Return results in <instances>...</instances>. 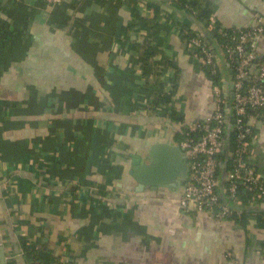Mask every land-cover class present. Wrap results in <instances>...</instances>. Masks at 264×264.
Segmentation results:
<instances>
[{
	"label": "crops",
	"instance_id": "obj_1",
	"mask_svg": "<svg viewBox=\"0 0 264 264\" xmlns=\"http://www.w3.org/2000/svg\"><path fill=\"white\" fill-rule=\"evenodd\" d=\"M206 2L210 21L228 30L264 17V0ZM153 8L169 16L155 40L177 66L174 106L183 122L147 108L153 87L144 84L133 44L137 15L152 17ZM176 22L197 29L165 0H0L6 264H29L21 240L46 246L52 264H264L257 213L240 223L183 210L185 183L139 189L132 173L133 157L151 163L152 146H179L182 126L213 110L211 80ZM255 50L264 59V33ZM167 70L174 71L162 75ZM255 130L253 163L264 179V112Z\"/></svg>",
	"mask_w": 264,
	"mask_h": 264
},
{
	"label": "built area",
	"instance_id": "obj_2",
	"mask_svg": "<svg viewBox=\"0 0 264 264\" xmlns=\"http://www.w3.org/2000/svg\"><path fill=\"white\" fill-rule=\"evenodd\" d=\"M43 1L53 6L64 0ZM166 1L169 5L173 2ZM215 27L218 26L211 22L210 28ZM218 28L233 44L217 45L218 49L213 50L199 37L185 43L187 48L201 49L200 57L195 56L196 64L202 63L212 74H219L221 84L212 85V112L190 122L178 143L187 165V179L179 205L183 210L205 213L219 221L233 220L243 211V202L236 196L243 186L252 193L250 206L260 219L264 216V209H259L260 205L264 206V202H259L264 198V179L253 163L257 138L253 130L255 121L260 119L258 111L264 110V60H258L255 50L256 41L264 32V17L257 18L255 24L246 29H232L231 33ZM224 64L232 67L230 76ZM174 75L173 70L163 75L166 91L171 90L169 86ZM161 109L168 117V111L164 107ZM228 131L229 137L233 134L229 143ZM221 175L228 183L229 195L225 199H222Z\"/></svg>",
	"mask_w": 264,
	"mask_h": 264
},
{
	"label": "trees",
	"instance_id": "obj_3",
	"mask_svg": "<svg viewBox=\"0 0 264 264\" xmlns=\"http://www.w3.org/2000/svg\"><path fill=\"white\" fill-rule=\"evenodd\" d=\"M166 1V0H165ZM207 0H173L170 5V8L174 11H178L181 14L187 16L191 20L194 21L197 29H191L190 27L182 24V23H174L176 27V32L182 40L183 43H186L187 40L193 37H199L206 43L207 46L211 47L213 50L218 49L217 45L221 44H233L231 43L228 36H222L220 33V28H210V17L211 13L207 5ZM135 2V1H134ZM167 2V1H166ZM169 5V4H168ZM149 9V8H148ZM153 15L152 17L144 16L140 19V15L138 17V25H135L137 28L135 31L138 35L136 42L133 44V49L136 51L141 57L140 69L142 71V77L144 80V84L146 86H152L153 89L150 94V99L147 104V108L151 110H156L157 108L164 107L168 111V117L171 120L181 121L179 119L178 114L176 112V108L174 106V95L176 94V87H177V78H178V69L175 64V61H171L165 57H163V49L161 44L155 40L156 33L158 27L162 23H167L169 21L168 13L165 11L158 10V8H153L152 10ZM141 21V25L145 28V32L141 33L139 30V22ZM230 30L228 33H231ZM264 33V32H263ZM187 53L190 58L195 61V56L200 57L201 49L196 46H191L187 48ZM163 57V58H162ZM259 61H263L264 59H259ZM226 67V74L230 76L232 74V67ZM202 71L205 72L206 76L210 78L212 85L213 84H221L220 83V75L219 74H212L209 71V68L199 63L197 65ZM174 69L175 75L171 79L173 82L172 85L170 84V91H166L167 84L163 81V71L164 69ZM177 69V70H176ZM148 84V85H147ZM264 110L258 111L260 117H262ZM187 124L182 126V132L180 137L183 136V132L186 131ZM256 133V130H253ZM180 137H178V143L180 141ZM230 140L233 138V134L230 135ZM229 143V142H228ZM224 156L222 157V159ZM225 159V158H224ZM222 175H221V182H222ZM228 183L224 181V186H220L222 191V199L228 198V191H227ZM226 189V190H225ZM101 195L102 192H99ZM236 196L239 200L243 202V211L240 216L234 217L233 221L244 223L245 218L253 213V209L250 206V200L252 197V193L248 190H245L243 186H240L238 191L236 192ZM259 202H264V198L260 199ZM260 220L264 223V216L260 217ZM21 247L23 250V254L30 263H38V264H52L50 260V256L47 253L46 246H33L28 245L25 240H21ZM264 255V254H263ZM9 264V263H8Z\"/></svg>",
	"mask_w": 264,
	"mask_h": 264
},
{
	"label": "water",
	"instance_id": "obj_4",
	"mask_svg": "<svg viewBox=\"0 0 264 264\" xmlns=\"http://www.w3.org/2000/svg\"><path fill=\"white\" fill-rule=\"evenodd\" d=\"M228 140L229 131L227 132V143ZM225 149H227V145ZM149 154L152 159L149 164L144 163L140 157H133L132 160V173L139 182V189L144 186H150L154 189L158 186H176L185 183L187 179V165L182 149L179 146L168 143L155 144L151 147ZM223 167H226V161H224ZM222 177L221 186H224V175ZM0 264H6V256L1 237Z\"/></svg>",
	"mask_w": 264,
	"mask_h": 264
}]
</instances>
